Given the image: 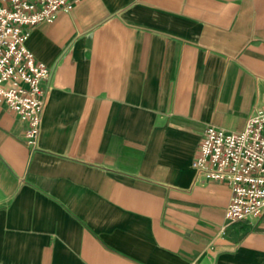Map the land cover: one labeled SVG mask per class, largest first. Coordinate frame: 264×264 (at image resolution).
I'll return each mask as SVG.
<instances>
[{"label": "crops", "instance_id": "1", "mask_svg": "<svg viewBox=\"0 0 264 264\" xmlns=\"http://www.w3.org/2000/svg\"><path fill=\"white\" fill-rule=\"evenodd\" d=\"M37 147L0 103V264H264V212L191 162L264 108V0H80L26 41Z\"/></svg>", "mask_w": 264, "mask_h": 264}, {"label": "built area", "instance_id": "2", "mask_svg": "<svg viewBox=\"0 0 264 264\" xmlns=\"http://www.w3.org/2000/svg\"><path fill=\"white\" fill-rule=\"evenodd\" d=\"M80 0H0V103L24 123L26 143L37 147L44 106L42 83L50 68L35 59L26 41L31 28L70 11ZM191 166L200 179L224 182L230 199L228 223L264 212V108H257L240 131L208 125Z\"/></svg>", "mask_w": 264, "mask_h": 264}]
</instances>
